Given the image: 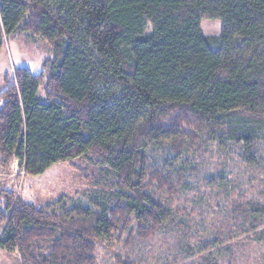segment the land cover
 <instances>
[{"label":"trees","instance_id":"trees-1","mask_svg":"<svg viewBox=\"0 0 264 264\" xmlns=\"http://www.w3.org/2000/svg\"><path fill=\"white\" fill-rule=\"evenodd\" d=\"M203 20L220 21V35L204 36ZM17 30L52 58L47 77L4 76L0 168L15 160L37 177L84 157L108 168L118 192L110 208L58 215L0 187V249L21 264H94L101 239L148 240L170 219L150 189L182 182L150 166L149 148L180 151L207 132L252 147L264 129V0H0V53ZM236 208L264 218V205Z\"/></svg>","mask_w":264,"mask_h":264},{"label":"rangeland","instance_id":"rangeland-1","mask_svg":"<svg viewBox=\"0 0 264 264\" xmlns=\"http://www.w3.org/2000/svg\"><path fill=\"white\" fill-rule=\"evenodd\" d=\"M201 28L204 36L217 37L221 23L203 20ZM51 58L41 39L13 32L0 56V90L4 76H12L11 67L47 77ZM146 153L153 169L173 178L182 175L173 192L153 187L148 194L170 212V219L146 241L134 235L128 239L129 233L117 243L101 239L95 243L94 264H118L117 259L132 264H264V218L253 223L255 216L236 208L264 205V129H258L252 147L234 143L221 132H207L180 151L164 144ZM0 187L58 215L72 208L98 212L118 201L115 176L84 157L54 164L37 177L25 176L14 160L9 169L0 168ZM3 206L0 198L1 210ZM49 249V243L36 245L33 254ZM0 264L21 263L16 251L0 249Z\"/></svg>","mask_w":264,"mask_h":264},{"label":"crops","instance_id":"crops-1","mask_svg":"<svg viewBox=\"0 0 264 264\" xmlns=\"http://www.w3.org/2000/svg\"><path fill=\"white\" fill-rule=\"evenodd\" d=\"M0 56H1V53H0ZM1 90H2V89H1ZM1 90H0V91H1ZM0 227H1V226H0ZM2 232H3V231H2V228H0V236H1ZM1 250H2V249H1ZM5 252H6V253H11V252H7V251H5Z\"/></svg>","mask_w":264,"mask_h":264},{"label":"built area","instance_id":"built-area-1","mask_svg":"<svg viewBox=\"0 0 264 264\" xmlns=\"http://www.w3.org/2000/svg\"><path fill=\"white\" fill-rule=\"evenodd\" d=\"M11 72H12V74L14 73L12 67H11ZM1 104H2V102L0 101V105H1ZM22 171H23V169H22Z\"/></svg>","mask_w":264,"mask_h":264}]
</instances>
